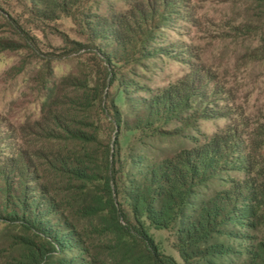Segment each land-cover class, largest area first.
Returning <instances> with one entry per match:
<instances>
[{"label": "rangeland", "instance_id": "374dc122", "mask_svg": "<svg viewBox=\"0 0 264 264\" xmlns=\"http://www.w3.org/2000/svg\"><path fill=\"white\" fill-rule=\"evenodd\" d=\"M162 1L72 0L64 8L56 3L58 9L42 13L36 10V0H0V40L13 41L11 47H0V161L4 156L19 158V150L52 148L44 134L56 130L55 118L74 125L79 115L73 104L74 83L86 74L97 76L100 65L105 66L101 52L108 41L94 34L109 29L110 37L124 46L140 41L132 52L122 48L110 66L114 79H105L103 101L108 104L118 85L131 82L136 88L126 91L120 104L130 119L136 118L130 98L163 101L169 95L167 103L184 104L179 115L190 117L186 123L179 117L161 121L154 126L158 131L136 134L144 150L175 155L219 139L228 147L232 142L247 147L236 157L242 169L223 167L230 169L225 172L231 180L246 176L248 155L254 154L261 167L264 9L252 0H167L169 6H160ZM155 8L163 14L158 19L157 13L156 19L152 15ZM145 29L153 33L149 40L142 39ZM138 31L143 37L136 36ZM103 121L105 135L113 140L110 122ZM162 128L177 130L166 134ZM255 143H260L258 149ZM33 160L39 164L36 157ZM42 174L53 191L63 190H58L63 198L67 180L49 168ZM152 231L165 251L179 258L174 231ZM40 241L0 220V264H43L36 263L33 254L40 252Z\"/></svg>", "mask_w": 264, "mask_h": 264}, {"label": "trees", "instance_id": "16d2710c", "mask_svg": "<svg viewBox=\"0 0 264 264\" xmlns=\"http://www.w3.org/2000/svg\"><path fill=\"white\" fill-rule=\"evenodd\" d=\"M252 1L264 9V0ZM36 3L45 13L72 0ZM169 5L166 0L160 6ZM158 10L155 19L156 13L157 19L163 15ZM146 30L144 37L139 31L136 36L149 40L153 33ZM109 32L94 34L108 41L101 52L105 66L97 76L86 74L74 83L79 112L74 125L55 118L56 130L44 134L52 148L19 150V158L0 161V220L41 240L39 254L33 253L36 263L264 264V161L259 167L255 155H248L246 176L231 180L225 172L230 169L223 167L242 169L236 157L247 147L238 142L228 147L217 139L168 156L144 150L136 134L158 131L154 126L161 121L179 117L186 123L190 117L179 115L184 104L167 103L169 95L163 101L130 98L136 117L130 119L120 104L136 88L131 82L118 85L108 104L103 101L105 79H114L110 66L122 48L132 52L140 41L124 46ZM1 43L11 47L13 41L0 40V47H7ZM103 119L110 122L113 140L105 135ZM46 168L67 180L63 198L61 188L53 191L45 180ZM152 228L174 231L179 258L165 251Z\"/></svg>", "mask_w": 264, "mask_h": 264}]
</instances>
